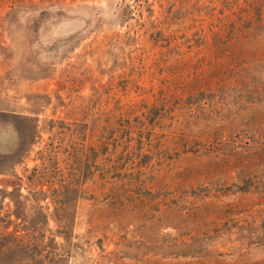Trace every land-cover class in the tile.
I'll use <instances>...</instances> for the list:
<instances>
[{
	"label": "rangeland",
	"instance_id": "rangeland-1",
	"mask_svg": "<svg viewBox=\"0 0 264 264\" xmlns=\"http://www.w3.org/2000/svg\"><path fill=\"white\" fill-rule=\"evenodd\" d=\"M260 11L0 0V228L44 264H264Z\"/></svg>",
	"mask_w": 264,
	"mask_h": 264
},
{
	"label": "trees",
	"instance_id": "trees-1",
	"mask_svg": "<svg viewBox=\"0 0 264 264\" xmlns=\"http://www.w3.org/2000/svg\"><path fill=\"white\" fill-rule=\"evenodd\" d=\"M246 16L251 19L253 14L248 11ZM259 21L264 23V11L259 12ZM7 227L8 226L0 228V264H4L1 262L4 259V252L10 250L22 252L25 255L30 256L31 259L40 262L39 264H44L43 259L41 258V253L37 254L38 256L40 255V257H35V247H39L38 235L34 234L33 232H27L26 235H21L18 230L8 231ZM29 253L31 254L29 255Z\"/></svg>",
	"mask_w": 264,
	"mask_h": 264
}]
</instances>
